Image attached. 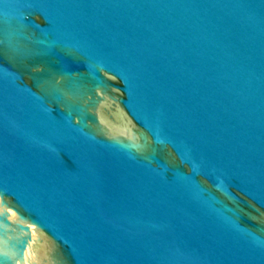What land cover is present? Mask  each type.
<instances>
[{
	"label": "water",
	"instance_id": "water-1",
	"mask_svg": "<svg viewBox=\"0 0 264 264\" xmlns=\"http://www.w3.org/2000/svg\"><path fill=\"white\" fill-rule=\"evenodd\" d=\"M0 264H264V0H0Z\"/></svg>",
	"mask_w": 264,
	"mask_h": 264
}]
</instances>
